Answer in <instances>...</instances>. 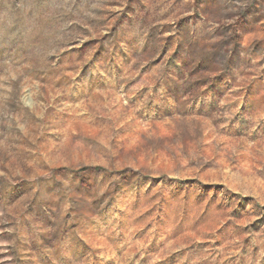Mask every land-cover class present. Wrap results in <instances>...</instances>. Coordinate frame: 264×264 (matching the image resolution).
Returning <instances> with one entry per match:
<instances>
[{
    "label": "rangeland",
    "instance_id": "1",
    "mask_svg": "<svg viewBox=\"0 0 264 264\" xmlns=\"http://www.w3.org/2000/svg\"><path fill=\"white\" fill-rule=\"evenodd\" d=\"M0 264H264V0H0Z\"/></svg>",
    "mask_w": 264,
    "mask_h": 264
}]
</instances>
